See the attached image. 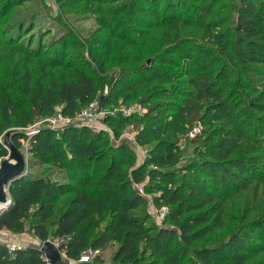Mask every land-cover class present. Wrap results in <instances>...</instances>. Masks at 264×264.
Segmentation results:
<instances>
[{
	"label": "trees",
	"instance_id": "1",
	"mask_svg": "<svg viewBox=\"0 0 264 264\" xmlns=\"http://www.w3.org/2000/svg\"><path fill=\"white\" fill-rule=\"evenodd\" d=\"M198 1L186 4L191 15L185 17L172 1L161 13L139 5L157 0L107 7L113 18L125 16L127 31L141 38L131 41L134 51L123 53L110 77L103 76L109 40L97 36L94 45L84 43L79 62L64 61L62 50V58L42 57L35 47L25 49L27 57L12 71H3L0 161L8 155L1 137L11 129L16 147L27 140L30 163L48 167L10 182L0 231L58 239L65 257L58 264H108L98 253L91 261L80 256L112 244L109 264H248L264 254V200L257 186L264 183V0H236L228 24L227 16L205 21L224 0ZM10 4L2 0V16ZM138 13L154 16L153 22H142ZM116 19L115 27L125 23ZM150 25L160 27L151 45L144 41ZM187 26L201 27V39L185 34ZM118 37L125 40V31ZM2 42L0 48L13 44ZM94 99L110 132L75 126L56 132L43 120L60 106L74 116ZM133 103L140 111L120 110ZM39 120L43 125L34 128ZM195 124L200 132L184 138L186 157L179 138ZM128 127L136 129L133 140L120 141ZM134 145L146 149L140 161ZM137 186L157 209L167 207L161 224ZM239 191L247 193L243 220L224 238L218 232L226 227L224 203ZM253 208H261L259 215L248 219ZM46 263L39 246L9 252L0 242V264Z\"/></svg>",
	"mask_w": 264,
	"mask_h": 264
},
{
	"label": "rangeland",
	"instance_id": "2",
	"mask_svg": "<svg viewBox=\"0 0 264 264\" xmlns=\"http://www.w3.org/2000/svg\"><path fill=\"white\" fill-rule=\"evenodd\" d=\"M13 4L8 5V14L2 16L0 11V43L5 40V43H13L12 45H4L0 48V79H3V71H12L13 68L26 56L25 49H34L36 47L37 52L42 55V57L49 58H62L58 55L59 51L64 53V61L66 60H76L79 62L80 57L78 55L86 48L85 44H93L92 39L97 36L98 39L109 40V42L104 46L109 51V61L106 64V74L104 77H110L114 75L118 70V62L121 60L123 53L126 51H134V45L131 41L135 40L137 44L140 43L141 38L135 32L127 31L128 29V19L125 16L121 18H113L114 14L107 10V7H113L119 4V0H10ZM172 1L175 5L177 13H181L182 17L191 15L187 9L190 4L192 7L199 4L198 0H157L154 4L140 2V7L146 8L149 11H157L156 13H161L163 9L168 10L167 4L171 5L169 2ZM2 0H0V3ZM185 4V5H184ZM233 5H236V0H224L220 4L216 5L211 9L210 14L205 17V21H209L215 18H221L227 16L231 23L235 19V13L233 12ZM159 15V14H158ZM141 16V13H138ZM197 17L195 13L191 17V21H194ZM142 18V22H153L154 16L150 18ZM105 19L106 24L109 26L100 25V21ZM124 19L125 23L120 24L115 27V22L113 20ZM158 22V21H157ZM156 22V23H157ZM111 23V24H110ZM144 27V26H143ZM142 28V26H141ZM147 29V28H143ZM109 30H114V35L109 33ZM125 31V40L119 38V33ZM186 33L194 36L196 40L201 39L202 29L201 27L187 26ZM160 35V27L157 25H150L148 27V34L145 36V42L152 44L153 41H157ZM67 40L66 43H62ZM3 43V42H2ZM85 43V44H84ZM131 45V46H130ZM97 46V45H96ZM133 46V47H132ZM85 47V48H84ZM39 55V54H36ZM29 59V58H28ZM93 69V66H92ZM95 70V69H94ZM95 72H97L95 70ZM99 77H102L99 73ZM105 88L103 91L106 92ZM100 94V90H98ZM133 105H138V103H133ZM61 107V106H60ZM141 111H144L141 109ZM40 121V120H39ZM37 122L33 127H39L41 123ZM101 123H96L100 125ZM33 129V128H31ZM30 128L26 130L29 134ZM11 129L4 132L1 137V142L5 138H10ZM126 131L130 136H134L136 129L131 127L126 128ZM190 138L188 134H184L179 138V144L183 148V151L188 156L189 144L184 142L185 137ZM5 137V138H4ZM131 138L128 141L131 142ZM116 141H113L115 143ZM117 141L116 143H119ZM133 142V141H132ZM20 146L17 147L18 150L23 154L25 159V173L31 172H42L48 166L30 163L29 158L30 153L28 152L27 140L22 139ZM136 154L137 160L140 161L146 155V149L134 145L133 146ZM5 158V157H4ZM3 158V159H4ZM58 170H55V176L59 175ZM59 177V176H58ZM57 177V178H58ZM54 178V177H53ZM259 192L264 200V183H259ZM147 200L148 210L151 214L152 219L157 223L161 224L163 219L160 218L158 209L152 202V196L145 194ZM247 193L245 191H239L233 197L227 199L224 203V224L225 229L218 231L219 235L226 238V235L233 231L237 225L240 224L242 217L241 212L245 204ZM2 209V207H0ZM257 210L261 208H253L250 212L248 219H253L255 216L259 215ZM17 237H12L11 240L21 241L24 245H36L40 246L41 241L33 236L32 232L26 230V232L21 234H13ZM264 235V230H261V234ZM54 244L58 245L59 240L55 239ZM199 246V245H198ZM116 248L115 244H112L101 251H92L91 249H86L82 252L80 260L84 258V261L93 260L95 254H99L104 262L110 263L111 256ZM61 256L64 259V252L61 251ZM47 264V263H46ZM248 264H264V254H259L256 258L251 259Z\"/></svg>",
	"mask_w": 264,
	"mask_h": 264
},
{
	"label": "built area",
	"instance_id": "3",
	"mask_svg": "<svg viewBox=\"0 0 264 264\" xmlns=\"http://www.w3.org/2000/svg\"><path fill=\"white\" fill-rule=\"evenodd\" d=\"M120 110H122L125 114H130L134 111H140V108L137 105L136 106L132 105V106L127 107V108H120ZM115 111H118L117 108H115L111 112L113 113ZM105 113H106L105 110H103L99 106L98 99H94L86 107H84L82 110H80L74 116H69V115L63 114L61 107H56L55 112L51 116H48L43 120H44V122H46V125L48 127H50L51 129H53L56 132H60L68 126L89 127V128H93L96 130L105 129V130H108L110 132V130L104 124H102L100 122L101 119L103 118V116L105 115ZM41 121L42 120H40L39 123ZM96 123H101V124L98 126V125H96ZM34 132H35V129L30 131L29 134H32ZM199 132H200V126L198 124H195L187 132V134L190 137H194ZM133 137H134L133 135L130 136L127 131H124L122 133V135L120 136L119 140L120 141L125 140V139L128 140L129 138H131L133 140ZM137 190L140 194H144L141 186H137ZM10 203H11V199L4 206V208H6ZM4 208H2V209H4ZM157 211L159 213L160 218L163 219L167 213V207L162 206ZM6 246H7V249L9 252H13L15 250L25 248V246H27V245H24L21 241H18V242H7Z\"/></svg>",
	"mask_w": 264,
	"mask_h": 264
},
{
	"label": "water",
	"instance_id": "4",
	"mask_svg": "<svg viewBox=\"0 0 264 264\" xmlns=\"http://www.w3.org/2000/svg\"><path fill=\"white\" fill-rule=\"evenodd\" d=\"M9 134L11 137L12 130ZM2 143L8 150V155L0 161V205L4 208L10 201L8 185L25 174V159L10 138H5ZM39 250L43 253L47 264H58L62 260L59 245L49 240L42 242ZM81 261H84V258Z\"/></svg>",
	"mask_w": 264,
	"mask_h": 264
},
{
	"label": "crops",
	"instance_id": "5",
	"mask_svg": "<svg viewBox=\"0 0 264 264\" xmlns=\"http://www.w3.org/2000/svg\"><path fill=\"white\" fill-rule=\"evenodd\" d=\"M12 237H17V236H14L13 234H11L9 232L0 231V242H4V243L14 242L11 240ZM16 242H18V241H16Z\"/></svg>",
	"mask_w": 264,
	"mask_h": 264
},
{
	"label": "bare ground",
	"instance_id": "6",
	"mask_svg": "<svg viewBox=\"0 0 264 264\" xmlns=\"http://www.w3.org/2000/svg\"><path fill=\"white\" fill-rule=\"evenodd\" d=\"M0 207H1V205H0Z\"/></svg>",
	"mask_w": 264,
	"mask_h": 264
}]
</instances>
